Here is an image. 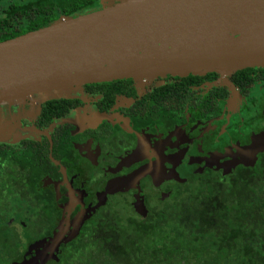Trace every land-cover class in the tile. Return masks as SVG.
I'll return each mask as SVG.
<instances>
[{"label":"flooded vegetation","instance_id":"1","mask_svg":"<svg viewBox=\"0 0 264 264\" xmlns=\"http://www.w3.org/2000/svg\"><path fill=\"white\" fill-rule=\"evenodd\" d=\"M238 71L227 78L214 72V77L196 75L199 79L186 82L166 76L143 83L133 79L88 83L67 97L43 101L30 97L24 105L5 104L0 115L5 140L0 142L14 145L31 139L43 145L46 139L48 160L58 175H46L43 185L52 187L60 216L50 235L40 234L30 243L52 236L63 215L68 233L76 216L97 204L108 182L146 164H153L139 181L146 213L169 198L177 181L169 179L170 172L185 181L202 168L235 167H225L235 158L234 147L249 145L264 132V66L245 68L237 75ZM49 100L58 102L56 110L63 108V114L42 125L41 107ZM4 115L11 120L8 127ZM126 188L107 193L95 211L126 202L134 210L137 190Z\"/></svg>","mask_w":264,"mask_h":264},{"label":"trees","instance_id":"2","mask_svg":"<svg viewBox=\"0 0 264 264\" xmlns=\"http://www.w3.org/2000/svg\"><path fill=\"white\" fill-rule=\"evenodd\" d=\"M98 1L0 0V41L46 26L60 14L97 9ZM189 79L199 76L181 78ZM55 103L42 105V125L63 114ZM52 139L55 144L54 134ZM48 151L46 139L43 145L0 142V264L21 261L30 241L50 235L60 216L52 187L43 185L46 175L58 176ZM199 172L174 181L169 198L145 216L127 202L98 208L46 264H264V151L254 164Z\"/></svg>","mask_w":264,"mask_h":264},{"label":"water","instance_id":"3","mask_svg":"<svg viewBox=\"0 0 264 264\" xmlns=\"http://www.w3.org/2000/svg\"><path fill=\"white\" fill-rule=\"evenodd\" d=\"M99 3L100 8L75 16L61 14L46 26L0 41V105H24L32 96L42 95L45 100L67 97L68 92L88 83L118 79L143 83L167 75L212 72L227 78L237 70L264 66V0ZM234 149L235 158L225 167L254 164L257 154L264 151V132L249 145ZM152 165L108 182L97 204L76 216L68 233L63 215L52 236L30 243L21 261L14 264L56 260L59 246L79 233L84 220L117 187L121 191L135 188L134 210L145 215L139 181ZM169 179L184 181L175 171ZM55 190L58 196L57 186Z\"/></svg>","mask_w":264,"mask_h":264},{"label":"rangeland","instance_id":"4","mask_svg":"<svg viewBox=\"0 0 264 264\" xmlns=\"http://www.w3.org/2000/svg\"><path fill=\"white\" fill-rule=\"evenodd\" d=\"M106 5V4H105ZM100 8V7H99ZM167 76H170V75H167ZM155 79H159V77H157V78H153V79H151V81L152 80H155ZM80 88V87H79ZM78 88V89H79ZM73 90H71L70 92H68L67 93V95L69 96V95H71V92H72ZM37 98L38 99V101H43V100H45V97L44 96H32V99H34V98ZM4 105L5 104H2V105H0V115H2V112L1 111H3V107H4ZM14 105H18V103H15ZM5 117V118H4ZM4 117L2 118L4 121H6L7 122V127H8V124L10 125L11 124V120L10 119H8L5 115H4ZM8 117L9 118H11V116L10 115H8ZM2 120H0V126L2 127V131L0 132L1 133V136H4V127L2 126V122H1Z\"/></svg>","mask_w":264,"mask_h":264},{"label":"bare ground","instance_id":"5","mask_svg":"<svg viewBox=\"0 0 264 264\" xmlns=\"http://www.w3.org/2000/svg\"><path fill=\"white\" fill-rule=\"evenodd\" d=\"M233 64H236V65H237V64H238V62H235V63H233ZM114 185H118V184L114 183Z\"/></svg>","mask_w":264,"mask_h":264}]
</instances>
